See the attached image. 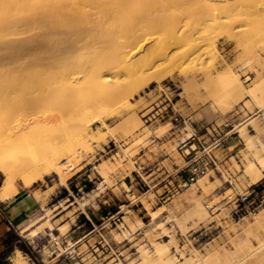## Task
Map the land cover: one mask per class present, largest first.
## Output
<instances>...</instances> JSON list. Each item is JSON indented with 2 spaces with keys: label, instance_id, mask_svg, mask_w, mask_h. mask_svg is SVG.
I'll use <instances>...</instances> for the list:
<instances>
[{
  "label": "rangeland",
  "instance_id": "rangeland-1",
  "mask_svg": "<svg viewBox=\"0 0 264 264\" xmlns=\"http://www.w3.org/2000/svg\"><path fill=\"white\" fill-rule=\"evenodd\" d=\"M181 3L186 10L180 26L194 37L216 40L217 55L202 60L187 56L180 66L172 67L169 59L161 60L157 67L165 69L162 79L144 80L135 90L121 94L113 79L111 87H106L111 97L81 106L67 135H61L70 143L61 144V152L64 149L67 155L57 164L64 179L60 173L42 174L33 187L21 188L40 201L21 218H11L0 203V264H12L17 254L26 264H161V257L172 255L178 264H229L230 260L264 264V221L255 224L264 210V175L253 183L246 171L248 163L257 161V153L264 155V109L257 108L246 94L227 98L217 79L225 67H231L244 86L264 80V15L235 12L229 20H236L237 27L230 32L220 23L210 22L206 9L196 0ZM206 20L212 24L194 30ZM153 43H145L144 48ZM193 43L186 38L181 50L187 51ZM90 51L83 48L78 54L87 58ZM257 53L259 59L245 65ZM13 66L7 65V69L15 71ZM13 81L9 84L16 85L13 90L20 94L0 90V97L8 98L6 102L14 109L22 108L20 101L27 105L29 94L36 95L29 90L40 84ZM12 94L19 96L20 103ZM85 94L97 97L99 90L87 86ZM210 104L215 111L206 110ZM194 133L210 146L218 164L199 176H206L203 184L198 179L177 190L179 170L185 164L183 151L191 145L187 141L183 147L182 141ZM102 166L106 174L101 172ZM4 177L0 171V187ZM243 194L250 196L248 201H242ZM193 198L207 212L203 219L190 216L196 204ZM47 208L52 211L46 215ZM152 211L160 215L154 219ZM46 220L48 228L37 237L22 232L30 223ZM130 223L139 225L127 236L114 237V232H121L119 225L130 227ZM66 225L62 232L60 227ZM54 235L60 245L52 240ZM156 242L167 249L158 252ZM48 249L52 254L46 260ZM202 256H207V263Z\"/></svg>",
  "mask_w": 264,
  "mask_h": 264
},
{
  "label": "bare ground",
  "instance_id": "bare-ground-1",
  "mask_svg": "<svg viewBox=\"0 0 264 264\" xmlns=\"http://www.w3.org/2000/svg\"><path fill=\"white\" fill-rule=\"evenodd\" d=\"M196 1L204 6L210 22L220 23L230 32L237 27L236 20L233 19L235 23L229 20L231 14L243 12L246 15H264V0ZM185 10L181 0H0V38L36 32L28 38L0 39V90L7 93L9 89H17L13 83L9 84L10 80H14L15 84L26 80L40 84L38 89L29 90L36 95H32L34 98L29 94V101L33 100L30 103L28 101L27 105L26 101H20L17 98L19 96L12 94L18 100L15 102L25 103L14 102L22 108L15 106L17 109H14L13 105L6 102L8 98L4 100L5 97H0V171L5 176L0 187L1 201L13 198L20 186L33 187L43 178L42 174L60 173L64 179L57 164L62 155H67L64 149L61 152V144L70 146V143L68 138L61 139V135H67L81 106L111 97L106 87H111L113 79L120 88L117 94H121L135 90L144 80L162 79L166 72L157 67L161 60L169 59L172 67L180 66L187 56L202 60L217 53L216 40L205 36L194 37L193 32L189 34L180 26L181 15ZM208 20L205 23L201 21L194 30L200 29L199 26L203 24L211 25ZM186 38L194 43L183 52L181 44ZM149 41L154 43L145 49L144 44ZM83 48L91 50L89 57L78 54ZM259 56V53L254 54L245 61V65L258 60ZM9 64H14L15 71H11L13 68L11 72L7 69ZM261 69H264V65ZM261 69L257 70V75ZM217 77L222 83V92L228 93L227 98H242L246 94L257 108L264 109L263 79L249 87L244 86L231 67H225ZM29 83L33 85L31 81ZM87 86L97 88L98 96L89 98L85 94ZM14 90L12 93L16 92ZM19 91L16 92L18 95ZM207 109L215 111L212 104ZM250 143L253 144V141ZM263 168L264 155L257 153V161H251L246 168L253 183L264 175ZM100 169L106 174L105 166ZM198 179L203 184L206 176ZM193 199L196 204L190 216L203 219L207 212L198 199ZM51 211L47 208L44 214H50ZM152 215L156 219L160 213L152 211ZM263 221L264 210L257 215L255 224L260 225ZM47 224V220L35 221L22 232L28 231L34 237ZM136 225L139 224L130 223V227L121 224V232L116 231L113 235L117 239L127 236L136 230ZM66 227H60L61 231L64 232ZM52 240L60 245L58 237L54 236ZM155 244L160 253L167 249L160 243ZM62 250L58 252L57 258L62 255ZM50 254L51 250H45L46 260ZM17 255L12 264H26L19 258L20 254ZM206 258L202 256L201 260L206 262ZM161 261V264H178L175 255L161 257Z\"/></svg>",
  "mask_w": 264,
  "mask_h": 264
},
{
  "label": "built area",
  "instance_id": "built-area-1",
  "mask_svg": "<svg viewBox=\"0 0 264 264\" xmlns=\"http://www.w3.org/2000/svg\"><path fill=\"white\" fill-rule=\"evenodd\" d=\"M197 139L198 142H192V140ZM191 144L189 147H186L183 151V156L185 158V164L180 168L181 176L177 182L174 189L188 188L193 183H195L199 176L207 171L209 168L217 167L218 160L217 157L211 153L210 146H205L201 142V138L196 136L194 133L186 141H182L183 147L187 146L188 143ZM192 142V143H191ZM199 146L202 148L199 149ZM248 194H243L241 199L242 201L249 200ZM7 221L9 224H12L11 218L7 215Z\"/></svg>",
  "mask_w": 264,
  "mask_h": 264
},
{
  "label": "crops",
  "instance_id": "crops-1",
  "mask_svg": "<svg viewBox=\"0 0 264 264\" xmlns=\"http://www.w3.org/2000/svg\"><path fill=\"white\" fill-rule=\"evenodd\" d=\"M21 188H24V187L20 186L18 194H16L13 198L6 200V201L0 200V203L5 204V208L8 209V213L11 218L18 219V218L25 216L28 213L33 212L35 208L37 207L38 202L40 203V201L35 196L34 197L36 200L27 192L22 191ZM31 224L32 223L27 225L23 230L28 228ZM45 228H48V227H45ZM45 228L41 230L33 238L37 237L41 232L45 231ZM26 234L29 235V232L26 231Z\"/></svg>",
  "mask_w": 264,
  "mask_h": 264
}]
</instances>
